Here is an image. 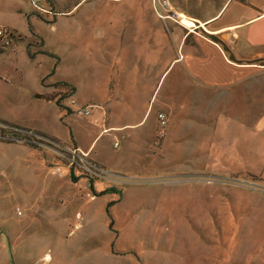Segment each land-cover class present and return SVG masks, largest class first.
I'll list each match as a JSON object with an SVG mask.
<instances>
[{"label": "rangeland", "instance_id": "obj_1", "mask_svg": "<svg viewBox=\"0 0 264 264\" xmlns=\"http://www.w3.org/2000/svg\"><path fill=\"white\" fill-rule=\"evenodd\" d=\"M75 1L51 0L61 13L51 26L43 6L0 0V25L9 8L19 19L30 8L34 31L53 50L30 59L0 47V120L37 138H0V264H264V172L249 171L261 160L242 158L229 125L258 98L240 87L228 105L193 93L181 63L150 104L153 88L118 95L169 64L171 49L166 57L153 31L159 8L152 0H83L72 9ZM41 46L33 36L27 52ZM157 57L163 62L153 66ZM61 78L80 93H63L57 110L36 94ZM112 91L137 108L112 111L117 128L100 132L103 110H78L93 97L104 108ZM159 113L169 115L165 125H157ZM62 147L87 152L108 179L77 169L76 180L51 175Z\"/></svg>", "mask_w": 264, "mask_h": 264}, {"label": "crops", "instance_id": "obj_2", "mask_svg": "<svg viewBox=\"0 0 264 264\" xmlns=\"http://www.w3.org/2000/svg\"><path fill=\"white\" fill-rule=\"evenodd\" d=\"M81 1L83 0L73 2L71 8L73 9ZM168 2L167 10L161 12L168 16L163 18L156 14L158 24L153 27L157 44L166 52V57L171 49L168 66L159 70V73L153 74L152 70L141 73L136 81L135 89L121 88L118 95L123 93L124 95L136 94L138 96L143 95L139 93L153 88L148 102L150 104L153 94L158 90L160 81L167 77L168 70L173 63L174 65L181 63L185 73L192 81L189 91L205 98L210 97L209 100L215 97L217 100H225L224 103L228 105L227 101L233 102L237 88L240 87L243 94L253 92L258 98V103H254L253 112L248 110L245 112L246 116L240 121L228 124L232 127V135L236 136L238 143H241L242 158L253 161L261 160L257 169L249 168L251 169L250 173L264 172V0H169ZM22 10L24 11L23 17L19 19L17 14L11 12L12 9L9 8L5 14L8 19L7 23L0 26L9 28L26 39L37 36L42 42L41 50L47 54L32 50V54L29 55L25 43H17L7 50H10L13 55H22L30 59L37 55L52 56L53 50L47 49L43 35L37 34L30 22L33 11L30 8L27 11L24 8ZM69 12L68 9L67 13ZM59 14L61 13L57 15ZM56 17L53 22H56ZM183 17L191 20L190 24H183L181 21ZM160 21L165 23L161 26ZM167 21L169 23L166 24ZM166 27L167 29H165ZM17 47H20L21 50H16ZM2 54L0 53V55ZM151 62L153 66L155 63L160 65L163 59L157 57L155 61L151 60ZM150 68L151 66H149ZM174 80L172 79L173 82ZM56 81L57 86L53 84L55 81L44 83L45 93L36 94V97L43 98L51 103L54 109L61 110L55 100L64 96L65 92H71L69 96L74 97L80 93V86L78 89L75 83L70 85L68 83L70 78H61ZM77 83H79V79ZM237 94L239 93L237 92ZM116 95L115 91L109 92L106 99L108 102L105 101L104 108L97 97L84 102V105L92 104L95 107L98 106L97 108L101 112L103 110L104 117L100 123V132H109L108 130L117 128L110 123L112 122L110 118L114 115L112 111L131 115V112L137 108L131 104L130 99L127 98L123 101L122 97ZM66 98L68 97L64 96L60 103L63 104V100ZM154 101L155 98L152 106L155 104ZM162 108L157 105V111ZM148 111L149 106L145 114ZM157 119L158 116H156L158 125L159 119ZM167 120H169V115ZM253 139L261 141L257 143V140ZM252 140L256 142L254 145ZM243 143L249 144L247 148H243Z\"/></svg>", "mask_w": 264, "mask_h": 264}, {"label": "built area", "instance_id": "obj_3", "mask_svg": "<svg viewBox=\"0 0 264 264\" xmlns=\"http://www.w3.org/2000/svg\"><path fill=\"white\" fill-rule=\"evenodd\" d=\"M29 3L36 9L43 10L40 0H28ZM153 3L159 8V15L163 18L167 17L168 15L165 13H161L163 10H167L169 2L168 0H152ZM12 40L10 38L9 31L0 26V47L6 48L10 46ZM90 105H85L84 107L78 110V113L83 115H88L90 113ZM158 119L161 125L166 124V116L163 113H159ZM19 130V129H18ZM28 135L32 137V133L27 132ZM57 159L50 163L48 167V172L51 175H56L60 177L68 176L73 169H77L78 171L82 172L87 178L92 179H108L107 172L103 167H99L96 163L91 161L88 156L87 152H80L73 147H62L59 148ZM73 173V172H72ZM20 214L21 211L18 210Z\"/></svg>", "mask_w": 264, "mask_h": 264}, {"label": "trees", "instance_id": "obj_4", "mask_svg": "<svg viewBox=\"0 0 264 264\" xmlns=\"http://www.w3.org/2000/svg\"><path fill=\"white\" fill-rule=\"evenodd\" d=\"M28 3H29V1H28ZM40 3H41V5L44 7V8H46L49 12H51L50 14H51V16H50V18L47 20L46 18H44L48 23H51V22H53V21H55L54 19H55V17H56V15H57V13L58 12H54V10L52 9V2H51V0H40ZM30 4V3H29ZM30 6L34 9V10H39V9H36V8H34L31 4H30ZM39 11H41V10H39ZM39 11H37L38 13L37 14H39L40 12ZM45 13V12H44ZM8 31H9V34H10V38H11V40H12V44L15 42L16 44L17 43H25V46H26V48H27V51H28V46H29V43H30V41H31V39H26L24 36H22V35H19V34H17L15 31H13V30H11V29H9V28H6ZM40 44L42 45V42H40ZM10 46H8V47H6V48H9ZM39 52H41V53H45V54H47V52H45L44 50H41V49H39ZM29 55H31L32 53H30V52H27ZM68 94H71V92L70 93H68ZM64 98V96H60V97H58L55 101H56V103L60 106V107H62V105H61V103H60V101H61V99H63ZM0 123H2L4 126L2 127V126H0V138H3V139H7V140H11V139H16V140H22V141H27V142H29V143H31L32 142V140L33 139H37V138H34V137H31L30 135H28L27 134V132L29 131L28 129L26 130V129H24V128H21V127H17V126H15V125H12V124H9V123H6V122H2L1 120H0ZM19 129V130H18ZM9 136V137H6V136ZM31 140V141H30ZM68 178H70V179H72V180H76V177L74 178L73 177V175H72V172H70V174L67 176ZM90 186L92 187V185L90 184ZM109 205V204H108ZM112 224V221L111 222H109V226Z\"/></svg>", "mask_w": 264, "mask_h": 264}, {"label": "bare ground", "instance_id": "obj_5", "mask_svg": "<svg viewBox=\"0 0 264 264\" xmlns=\"http://www.w3.org/2000/svg\"><path fill=\"white\" fill-rule=\"evenodd\" d=\"M186 18V17H185ZM184 17L183 18H181V21H182V23L183 24H190V21L189 20H187V19H185ZM49 254L48 253H46L45 255H44V259H47V258H49Z\"/></svg>", "mask_w": 264, "mask_h": 264}]
</instances>
